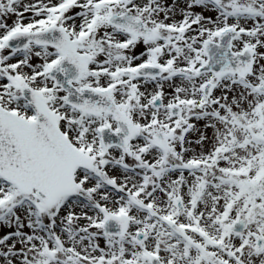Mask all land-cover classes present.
Returning <instances> with one entry per match:
<instances>
[{"label":"snow or ice","instance_id":"1","mask_svg":"<svg viewBox=\"0 0 264 264\" xmlns=\"http://www.w3.org/2000/svg\"><path fill=\"white\" fill-rule=\"evenodd\" d=\"M0 264H264V0H0Z\"/></svg>","mask_w":264,"mask_h":264}]
</instances>
